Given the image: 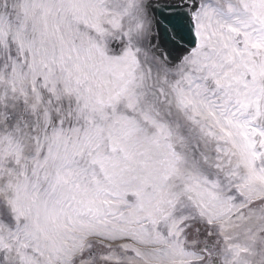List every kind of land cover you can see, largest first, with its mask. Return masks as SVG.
I'll return each mask as SVG.
<instances>
[{"label": "snow or ice", "instance_id": "obj_1", "mask_svg": "<svg viewBox=\"0 0 264 264\" xmlns=\"http://www.w3.org/2000/svg\"><path fill=\"white\" fill-rule=\"evenodd\" d=\"M0 264H264V0H0Z\"/></svg>", "mask_w": 264, "mask_h": 264}]
</instances>
